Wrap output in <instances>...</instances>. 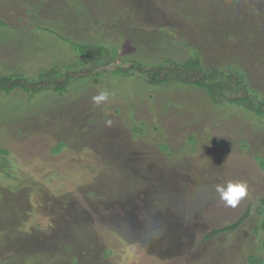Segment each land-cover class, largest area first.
Listing matches in <instances>:
<instances>
[{"label":"rangeland","instance_id":"1","mask_svg":"<svg viewBox=\"0 0 264 264\" xmlns=\"http://www.w3.org/2000/svg\"><path fill=\"white\" fill-rule=\"evenodd\" d=\"M76 44L112 48L123 67L195 54L264 98V0H0V77L68 82L67 66L86 67ZM111 66L63 93H0V264L264 261V119ZM229 180L248 184L235 208L214 190Z\"/></svg>","mask_w":264,"mask_h":264},{"label":"trees","instance_id":"2","mask_svg":"<svg viewBox=\"0 0 264 264\" xmlns=\"http://www.w3.org/2000/svg\"><path fill=\"white\" fill-rule=\"evenodd\" d=\"M135 29H138L134 26ZM140 35H138V38ZM258 37V36H257ZM81 57L82 63L86 64L83 69L77 70L78 62L70 64L66 67L67 70L72 69L74 72L70 71L66 74V80L58 77V72L54 69L48 70L53 72V77L49 79L41 80L48 71L43 74H39L35 79L33 78L30 82L25 81V79L11 80L6 78V76L0 77V93L8 95L15 89H20L22 92L27 93L30 97L35 93L46 90L47 86H52L53 93H63L69 86V82L72 80H81L92 77L93 73L99 75L102 73V69L107 66H111L110 71L107 73H115L116 71L123 72L125 75L134 76V74H139L144 78L148 85L153 87H158L166 83L169 79L182 84L184 86L197 87L198 89L209 93V99L214 103H224L226 105H236L247 113L254 115L257 118L264 119V98L256 95L257 93H252L247 87V80L242 71L237 69L227 68L221 70H210L202 67L199 56L193 54L189 60L184 62H179L177 60L166 59L163 63L155 65H143L139 61H128L129 65L123 67L119 65L116 60V52L112 48H103L95 45H82L76 44L73 48ZM81 62V61H80ZM76 67V69L71 68ZM58 70V69H57ZM9 79V80H8ZM7 84L8 86H3ZM33 92V93H32ZM142 129H138L139 135L142 134ZM194 143L195 139L193 136L188 137V142ZM189 142V143H190ZM217 143V142H216ZM167 148L166 146H164ZM264 202V198H263ZM249 208L243 213V215L233 224L221 228L219 230H210L204 235V240H210L220 235L223 232H233L238 227L248 219ZM261 224H264V218H262ZM257 226V228L259 227ZM263 227V226H262ZM260 228V227H259ZM263 231L264 229L261 228ZM262 232V231H261ZM264 233V232H263ZM264 245V243H263ZM251 257V264H262V258Z\"/></svg>","mask_w":264,"mask_h":264},{"label":"clouds","instance_id":"3","mask_svg":"<svg viewBox=\"0 0 264 264\" xmlns=\"http://www.w3.org/2000/svg\"><path fill=\"white\" fill-rule=\"evenodd\" d=\"M110 92L107 89H101L98 94L92 96V102L94 105H101L109 100ZM112 121H106L107 125H111ZM219 200L226 207L235 208L241 202L242 199L248 195V184L242 180H229L225 183H218L214 188Z\"/></svg>","mask_w":264,"mask_h":264},{"label":"crops","instance_id":"4","mask_svg":"<svg viewBox=\"0 0 264 264\" xmlns=\"http://www.w3.org/2000/svg\"><path fill=\"white\" fill-rule=\"evenodd\" d=\"M250 264V263H249ZM262 264H264V261H263V263Z\"/></svg>","mask_w":264,"mask_h":264}]
</instances>
